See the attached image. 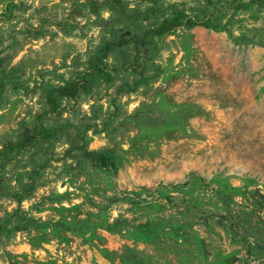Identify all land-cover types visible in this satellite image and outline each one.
<instances>
[{"label":"rangeland","instance_id":"374dc122","mask_svg":"<svg viewBox=\"0 0 264 264\" xmlns=\"http://www.w3.org/2000/svg\"><path fill=\"white\" fill-rule=\"evenodd\" d=\"M1 14L0 148L32 123L48 83L87 62L111 11L0 0ZM231 14L225 30L167 37L135 91L99 83L64 113L82 131L91 124L81 141L100 155L66 157L61 141L6 166L17 196L0 199V224L15 209L62 224L0 235V264H264V7L224 21Z\"/></svg>","mask_w":264,"mask_h":264},{"label":"trees","instance_id":"16d2710c","mask_svg":"<svg viewBox=\"0 0 264 264\" xmlns=\"http://www.w3.org/2000/svg\"><path fill=\"white\" fill-rule=\"evenodd\" d=\"M131 1L136 2L132 5ZM87 3L97 15L102 7L111 11L109 18L102 17L100 20L101 25L107 29V35L103 34L101 42L91 51L86 63H78L70 78L58 85L47 84L42 96L43 107L35 112L31 124H24L16 135L2 138L0 199L9 195L17 196L10 192L11 184L4 170L21 155L33 150L47 156L54 155L56 145L61 141L70 144L64 151L66 157H73V152L77 150L82 155L95 156L102 153L89 149L88 144L81 141L84 134L92 129L89 128L90 123L82 131L80 125L64 117V113L71 111L96 85L119 82L118 92H133L146 78L150 67L156 64L163 43L170 35L180 29L195 26L225 30L235 17V14H231L224 21L223 14L226 10L260 11L264 7V0H209L205 7L191 9L175 3L166 5L162 0H87ZM113 55H118L119 59L111 61L110 57ZM126 73H129V77H135L132 83ZM64 100L68 102L64 104ZM69 101L74 102L72 107ZM51 116L55 121L45 123V119ZM77 137L80 138L77 140ZM18 214V209H15L2 219L1 236L33 225L39 227L62 224V221L46 223Z\"/></svg>","mask_w":264,"mask_h":264}]
</instances>
